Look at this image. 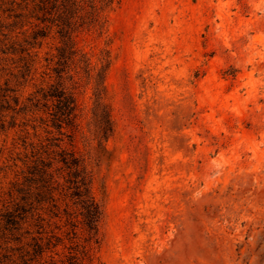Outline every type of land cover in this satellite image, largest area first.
Returning a JSON list of instances; mask_svg holds the SVG:
<instances>
[{"label":"rangeland","instance_id":"rangeland-1","mask_svg":"<svg viewBox=\"0 0 264 264\" xmlns=\"http://www.w3.org/2000/svg\"><path fill=\"white\" fill-rule=\"evenodd\" d=\"M8 16L0 10L12 40L38 23L6 29ZM105 16L103 33L82 28L76 39L92 79L80 55L61 77L51 71L62 46L54 30L36 50L35 79L18 92L24 102L60 83L76 98L78 129L61 146L85 160L104 212L86 264H264V0H115ZM107 51L116 131L99 142L95 78ZM2 59L9 68L12 56ZM20 135L0 136V211L23 182L22 164L6 160ZM78 235L87 245L82 225Z\"/></svg>","mask_w":264,"mask_h":264},{"label":"trees","instance_id":"trees-1","mask_svg":"<svg viewBox=\"0 0 264 264\" xmlns=\"http://www.w3.org/2000/svg\"><path fill=\"white\" fill-rule=\"evenodd\" d=\"M114 3L115 0H0V10L14 19L6 29L24 27V20L38 22L31 24L32 32L24 33L21 41L12 40L0 28V72H9L5 87L0 89V136L19 129L22 135L14 141L6 160L25 168L21 172L23 182L13 185L9 202L0 211V264H86L92 256L91 243H99L104 212L92 193V172L84 159L61 146L63 138L71 139L78 129L74 94L60 83L40 86L24 102L18 92L35 79L39 60L36 50L54 30L62 46L56 56L47 60H56L55 67L51 70L48 64L47 69L61 77L80 55L79 62L85 64V72L92 79L90 60L86 54H79L76 39L82 28H96L103 33L108 22L105 13L112 10ZM22 9L26 14L18 13ZM3 56H12L9 68L4 66L7 59ZM100 61L93 115L95 135L102 142L115 133L116 126L105 85L112 65L111 53H103ZM40 131L47 134L46 139H41ZM18 146L23 147V156L16 153ZM57 164L62 167L54 169ZM80 225L88 233L87 245L79 242ZM65 226H69L67 232L62 231ZM65 240L71 244L70 252L66 260H57L58 248Z\"/></svg>","mask_w":264,"mask_h":264}]
</instances>
